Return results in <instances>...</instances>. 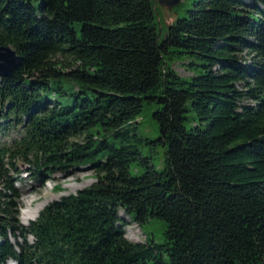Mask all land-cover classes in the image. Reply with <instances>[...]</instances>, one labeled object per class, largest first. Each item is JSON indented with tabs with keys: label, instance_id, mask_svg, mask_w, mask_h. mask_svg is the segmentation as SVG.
<instances>
[{
	"label": "trees",
	"instance_id": "trees-1",
	"mask_svg": "<svg viewBox=\"0 0 264 264\" xmlns=\"http://www.w3.org/2000/svg\"><path fill=\"white\" fill-rule=\"evenodd\" d=\"M247 3L191 0L163 29L153 0H0L22 56L0 78V135L19 130L0 145V264H264V0ZM17 158L32 181L79 164L95 181L21 224ZM119 210L163 220V241L128 239Z\"/></svg>",
	"mask_w": 264,
	"mask_h": 264
},
{
	"label": "rangeland",
	"instance_id": "rangeland-1",
	"mask_svg": "<svg viewBox=\"0 0 264 264\" xmlns=\"http://www.w3.org/2000/svg\"><path fill=\"white\" fill-rule=\"evenodd\" d=\"M248 2L243 7L245 9H250L251 0H243ZM156 7V14L158 15L159 27L163 29L166 28V24L171 22V17H173L172 9L166 10L162 9L157 0H153ZM191 6V0H182L180 5L173 10L177 11L180 16L184 15V10ZM54 61L57 66H60V62L71 63L70 58L62 57L57 55L54 57ZM187 59L185 57L174 62L171 67L183 78H190L192 75L199 71V67L190 70L192 67H188ZM153 107L145 108L139 118V132L150 138H155L158 136V127L156 123L150 118V111ZM19 130H14L5 135H0V145H10L13 141L18 139ZM164 151L162 147L156 149L153 164L156 168H161L163 166ZM14 163V168L11 167L8 170V175L14 179L15 186L19 193L17 199V214L16 218L21 224H27L29 221L34 220L39 211L49 202L59 199L61 196L67 194H75L77 191L89 186L95 181V175L90 165L79 164L76 166L64 167L57 170L52 175L48 176L46 180L41 182L32 181L28 176L27 163H24L21 159L17 158L12 161ZM129 171L131 175H139L142 171L141 167H137L131 164ZM59 186V188H58ZM38 210L36 211V208ZM31 212V220L26 221L25 212ZM120 216L124 219V232L125 236L132 240L138 242H144L146 235L152 237L156 242L163 241V229L164 221L160 219L151 218L149 222L141 225L133 221L128 214L123 210H119ZM9 264H15L10 261Z\"/></svg>",
	"mask_w": 264,
	"mask_h": 264
},
{
	"label": "water",
	"instance_id": "water-1",
	"mask_svg": "<svg viewBox=\"0 0 264 264\" xmlns=\"http://www.w3.org/2000/svg\"><path fill=\"white\" fill-rule=\"evenodd\" d=\"M181 1L182 0H157V3L162 9H172L173 17H171V19H173L175 17L173 8L177 6ZM159 35L160 30L158 32V36ZM21 63L22 56L18 55L15 49H13L10 45H0V78L10 76L13 71L20 67Z\"/></svg>",
	"mask_w": 264,
	"mask_h": 264
},
{
	"label": "bare ground",
	"instance_id": "bare-ground-1",
	"mask_svg": "<svg viewBox=\"0 0 264 264\" xmlns=\"http://www.w3.org/2000/svg\"><path fill=\"white\" fill-rule=\"evenodd\" d=\"M38 210V207L36 208V211ZM30 214H31V212H30ZM29 214V212L28 211H26L25 212V215H27L26 216V221H28V220H31L32 218H31V215Z\"/></svg>",
	"mask_w": 264,
	"mask_h": 264
}]
</instances>
